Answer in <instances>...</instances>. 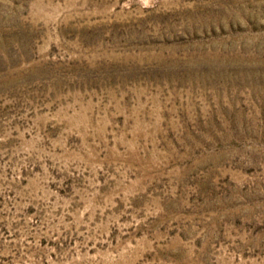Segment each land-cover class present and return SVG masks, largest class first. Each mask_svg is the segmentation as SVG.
<instances>
[{"label":"rangeland","instance_id":"1","mask_svg":"<svg viewBox=\"0 0 264 264\" xmlns=\"http://www.w3.org/2000/svg\"><path fill=\"white\" fill-rule=\"evenodd\" d=\"M0 264H264V0H0Z\"/></svg>","mask_w":264,"mask_h":264}]
</instances>
